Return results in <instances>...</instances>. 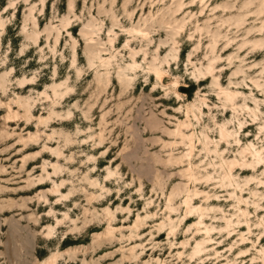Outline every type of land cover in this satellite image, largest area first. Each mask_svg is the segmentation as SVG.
<instances>
[{"label":"rangeland","instance_id":"rangeland-1","mask_svg":"<svg viewBox=\"0 0 264 264\" xmlns=\"http://www.w3.org/2000/svg\"><path fill=\"white\" fill-rule=\"evenodd\" d=\"M97 55L110 59V66H101ZM212 63L213 74L208 72ZM154 66L164 70L161 80ZM25 78L30 85L21 88ZM5 79L7 92L0 89V101H13L16 110L19 99L33 104L30 131L38 129V117H49L54 110L60 114L40 129L63 135L51 141L43 133L40 146L28 151L45 143L53 149L63 146L65 135L76 141L64 148L65 156L75 161H60L67 169L57 182L65 178L79 192L87 189L99 200L109 199L107 189L91 190L90 183L98 180L104 186L110 167L116 175L108 186L113 199L120 197L113 211L131 206L127 224L133 226L140 215L145 227L134 231L141 233L140 240L128 242L127 230L126 237L117 235L122 243L93 252L96 229L88 226L98 224L97 216L107 221L104 209L109 205L93 208L84 191L78 206L69 198L54 207L57 213H70L76 225L66 220L52 239L45 238L40 233L56 221L47 218L50 207L36 198L42 188L20 189L29 177L44 174V163L53 172L49 163L57 158L47 154L22 168V152L10 148L16 138L6 141L0 132V264H41L58 252L59 264H124L126 257L135 264H263L264 0H0V81ZM54 82L72 89L58 104L43 94L54 98ZM224 91L238 93L235 101ZM6 114L0 106V131L6 129ZM190 122L182 132L194 134L192 155L188 141L177 135L179 124ZM26 123H11L7 131L26 135ZM222 126L232 133L229 144L221 139ZM100 132L105 142L94 149ZM89 135L94 137L83 146ZM236 161L247 165H235L233 178L222 182ZM190 164L196 183L188 177ZM52 187L49 182L44 190ZM188 196L192 213L185 204ZM50 198L54 204L56 197ZM126 216L119 214L118 227ZM106 227L107 222L98 231ZM171 227L175 233L170 234ZM69 232V238L83 240L63 243ZM203 241L206 254L191 259Z\"/></svg>","mask_w":264,"mask_h":264},{"label":"bare ground","instance_id":"bare-ground-1","mask_svg":"<svg viewBox=\"0 0 264 264\" xmlns=\"http://www.w3.org/2000/svg\"><path fill=\"white\" fill-rule=\"evenodd\" d=\"M69 24L70 23H68L67 26ZM136 32L140 33L143 37H148V35H149V33L147 31H143L141 29L137 30ZM91 40H94V38H91ZM96 58L100 62L101 66L108 67L111 64V62H110L111 60L110 59L107 60L106 58L102 57L101 55H97ZM134 62L137 65V67H139L138 62L136 60ZM92 64H93V62H92ZM136 65L134 67H136ZM215 69H216L215 63H212L210 68H209V70H208V72L213 74ZM153 70L156 73L158 79L161 80L163 75H164V70L162 68H160L159 66H154ZM6 83H7L6 79L3 80V81H0V89L3 91V93L7 92ZM27 83L30 85L29 80L27 78H25L24 80H21L19 82V84L22 86L21 88H25ZM57 83L58 82H54L55 85L53 86V94H54V98L55 99L50 94H48L47 92H43V94H45L47 98H52V101L55 104H58L60 99H64V97L67 96L72 91V89L70 88L69 85H67L66 82L65 83H60V84H57ZM61 88H65V90L63 89L61 91ZM224 94H225L226 98L229 101L233 102V101H235V97L237 96L238 93L232 92V91H229V92L224 91ZM178 95H179V93H178ZM15 103L17 104V106L19 108L18 110H16L14 108L13 101H10L8 103L0 101L1 109L7 110V114L3 118V120L5 121L6 129H3L0 132L4 133L3 139H5L6 141H9V140H12L13 138H16L15 142L11 144L10 148L16 146V147H18L17 154H21V152H22V157L19 159V162H22V168H26V166H28L30 162H34V161H37L38 159L45 158L44 156L47 155V154H51V156L53 155V157L57 158V162L52 163V164L49 163L50 165H52L51 169H53V172H50L49 169L46 166L47 163L46 164L44 163L43 166H42L44 174L41 175L37 179L29 177L27 179L26 188L20 189V191H27V190L31 191V190H33L35 188H38V189L42 188L40 194H38L36 196V198L38 199L39 202L46 203V205L50 207V210H49V212H48V214L46 216H47V218L50 217L53 220H55L56 221V225H54V224L53 225L52 224L47 225L46 228H44L43 231L40 234H43L44 237L47 238V239H52L54 237V235L57 233V229L60 228V225H64L66 223L65 222L66 220H69L71 223L76 225L77 220L73 219L72 215L70 213H68V212H63L61 214L57 213L56 212V208H54V207L60 205L63 201H67L69 198H70V201L74 198L75 199L74 200L75 204H76V206H78L79 204L77 202V197L84 195V191H85L87 193V196H88V199H87L88 203L92 204L93 208L96 206V204L97 205H101V206L109 205V206H107L104 209L105 212H107V217H106L107 221H106L105 218L102 219V218H99L97 216L96 221H97L98 224H96V223L93 224L91 222V224L88 226V228L94 227L96 229V232H94V241L95 242H94L93 247H92L93 252L94 251H96V252L106 251L107 249L111 248V246H113L114 244L122 243V242H120L121 239H117V235L119 234L120 236H122V238H124V237H126L124 235V232L127 231V230H129L131 232L130 235L126 239L128 242H131V241L134 242L136 240H140L141 233L140 234H135V233H137L138 231L142 230L143 227H145L144 226V220L145 219H142L141 216L138 215L135 224L133 226H131V225L127 224V222H129L131 220V217H132V207L131 206H127L126 208H124L123 206L119 207L117 211H113V209H112L113 208L112 206L116 205L118 203V201H120V197L116 198V199H113V194L111 193V189L108 186L109 183H111V181H113V176H115L116 173L113 172L110 169V167H109V173H108V176H107V178L105 180V185L104 186H102V184L96 179H94L96 181L93 180L94 182L90 183L91 190H94L97 187H100L102 190H106L107 189L106 192H107L108 197H110L109 199L106 196L105 199L99 200L100 197L96 196L95 191H91L90 193H88L89 191L87 189H83V188L82 189L84 191L83 192H79L72 185L73 181H69V180H67L65 178H63L61 180V182H57L56 178H59L60 174H63L64 170L67 169L66 167H63L61 165L60 161L63 158H65L68 162H70L72 160L75 161L74 157L71 156L70 158H67L65 156L64 148L67 146V148L69 149L70 147L75 146L76 141H73L72 139H70L71 135H70V137L68 135H65V137H64L65 138V140H64L65 144L63 146H59L58 145V147L56 149L55 148L53 149L51 146H49V145H47L45 143L43 148H39V149H37L35 151H28L30 149V147H32V146H40L41 141H42L43 133H45V132L42 133V131L40 129V126L41 125L49 126V123H50V121L52 119V116L57 114V113L54 110L49 115V117H45V116L38 117V122H39L38 129L35 132H32V131H30L28 129V127L31 125L30 123L33 120V118H35V115L33 114V110H34L33 104L31 102H29V101H27L26 103H23L20 99L18 101H16ZM55 106H57V105H55ZM23 108L25 109V113L24 114L21 112V109H23ZM57 116H60V114L59 115L57 114ZM67 117H69V118L73 117V113L72 112H68L67 113ZM20 120H22V122L23 121L27 122L26 123V125H27L26 130L28 129L27 130L28 132L26 133V135L25 134L24 135L23 134H19L18 135L15 131L14 132L7 131V130H9V128H10L9 125L11 123H15V122H18ZM191 125H193L191 122L188 123V124L180 123L179 126H178V129H177V135H179L183 141H185V140L188 141V143L190 145V148H189L190 149V155H192L193 152H195V149H196V145H195V142H194V134L186 135L184 132H182V128L185 127V126H187L186 128H189ZM79 132L82 133V130H80ZM45 134H46L48 140H51V141H54L56 139V137H55L56 135H59V137L61 135H63V133L56 132L55 130L53 131L52 134H47V133H45ZM231 136H232V133L225 126H222L221 127V139L224 142L229 144V138ZM93 137H94L93 135H89V137L87 139H84L83 140V142H84L83 146L86 145V143L88 142L89 138H93ZM97 137H98L99 142L97 143L98 146L95 147L94 149L101 148L102 144H104V142H105V137L103 135V132H100L97 135ZM206 139H209V137L206 136ZM58 142H59V144L61 143L60 140H58ZM73 142H75V143H73ZM208 143L209 142L204 143V146H205V149H207V151L210 152L211 150L209 149V144ZM25 150H27V151H25ZM23 151H25V152L23 153ZM109 153H110V150H109ZM23 154H24V156H23ZM105 154L102 155L103 157L102 156L101 157L104 158L106 155L108 156V154H106V155ZM94 159H95L94 155L89 157L90 161H92ZM97 161L98 160H96L94 162V164H95L94 167H96ZM115 161H116V159L112 160L113 163ZM235 165L236 166H238V165L245 166V165H247V163H246V161H243V163H241L239 161H236V163H231V167L229 166L228 171H226V173H225V176L221 179L222 182L226 178H229L230 180L233 178L234 175L232 174V172H233V170L235 168ZM82 166H84V165H82ZM244 171H247V169H244ZM4 173L6 174V172H4ZM31 173L32 174H30V175H34V172H31ZM96 173L97 172H96V168H95L93 171H91V176L92 175L94 176ZM188 177H189V180L193 181L194 183H196L198 181V178H197L196 174L193 171V166L192 165H191L190 169L188 170ZM212 179L213 178L211 177V175L208 174L207 175V180L210 181ZM49 182H51L53 184V187L52 188H48L45 191L44 187L46 185H48ZM71 185H72V187L70 188V190L68 192H64V190H66ZM75 193H77V194H75ZM198 194H199V191L195 190V195H198ZM50 196H55L56 197V201L54 202V204L51 202ZM32 199H33L32 197L30 199H25L24 203H27V201L30 202ZM170 200H171V198H170ZM124 203H122V204H124ZM185 204L187 206V209H188L189 213H192L193 210L195 211V207L191 206V197L190 196H188L187 199L185 200ZM171 209L174 210V208H171ZM199 209L201 211L205 210L202 207H200ZM75 210H77L76 207L73 209V211H75ZM85 210L86 211L84 213L83 218L85 220V222H84L85 225H88V222H89L88 218H89V214L90 213H89V209H85ZM119 214L127 215L125 217L124 221H123V225L120 226V227H118V225H117V223H119V221H118ZM60 215H63L64 217L60 218ZM244 215H246V213H244ZM152 216L154 217L155 215L153 214ZM148 217H150V216L147 215L146 218H148ZM169 220H172V219L169 217ZM105 222H107V227H106L105 231H103V232L98 231L104 225ZM202 223L203 222L200 221V222L196 223L195 226H199ZM231 226H232L231 222L229 221L228 225H227V229H229ZM94 228H92V229H94ZM162 229H164V224L163 223L160 225V230H162ZM134 231H135V233H134ZM175 232H176L175 228L171 227L170 234L175 233ZM206 232H207V234H210L212 232V229L206 226ZM72 234H73L72 232H69L68 235L65 237V240H64L63 243H78V242H81L83 240V239H81L80 235H79L80 236L79 238H75V239L69 238V236L72 235ZM162 234H163V232H161V235ZM263 239H264V236H263ZM208 240L211 241L213 239L211 237H209ZM206 242L207 241H203V242H198L196 244V247L194 248V252L191 255V259H195V257H198V258L202 259V257L206 254V251H207V248H205V246H204L206 244ZM187 243H188V241L183 242L182 245L185 246ZM108 244H110V246ZM122 249L123 248H120V250H122ZM74 250H75L74 253H77L78 249H74ZM135 250H136L135 246H132L130 248V252L131 253H133ZM241 253L243 254V256H245L247 254V251L243 250V251H241ZM261 253L263 254V264H264V249L261 250ZM183 254H184L183 252L180 253V256H183ZM108 256H112V255H108ZM108 256H106L105 259H107ZM60 258H62V254L58 252L56 254H53V256H51L50 258H48L45 261H42L40 263L41 264H59ZM126 258H127V260L125 261L126 263H124V264H135V262L133 261V258H131V257H126Z\"/></svg>","mask_w":264,"mask_h":264}]
</instances>
